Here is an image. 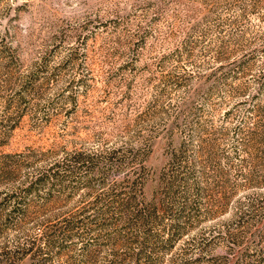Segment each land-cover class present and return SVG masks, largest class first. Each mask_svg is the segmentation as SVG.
Listing matches in <instances>:
<instances>
[{"label":"rangeland","instance_id":"obj_1","mask_svg":"<svg viewBox=\"0 0 264 264\" xmlns=\"http://www.w3.org/2000/svg\"><path fill=\"white\" fill-rule=\"evenodd\" d=\"M0 217V264H264V0H0Z\"/></svg>","mask_w":264,"mask_h":264},{"label":"trees","instance_id":"obj_2","mask_svg":"<svg viewBox=\"0 0 264 264\" xmlns=\"http://www.w3.org/2000/svg\"><path fill=\"white\" fill-rule=\"evenodd\" d=\"M245 101H247V100H245ZM66 158L67 157L65 156V158L64 157L62 158V160H55V161L51 162L47 168L42 167L41 170H39L40 176L43 177V178L44 177L45 178H49L51 175L52 176H60L59 167L61 168L62 166L64 167L66 165V160H67ZM10 200H11V198L9 199V201ZM184 208L186 209L187 207L184 206ZM7 216H9V215H7ZM6 218H8V217H6ZM151 218L154 219V216L152 215ZM185 218H186V216H185ZM188 218L190 219V212H188V214H187V219ZM181 219L182 218H181L180 215L177 216L175 218V221H173L174 223L171 225L170 229L167 232L166 240L163 241L164 242L163 245L167 249L169 247L176 246V243L178 241H180V240L183 239L182 238L183 235L188 230V228L191 227V225L189 224V222H183ZM70 236H71V234H70ZM82 241H83V239H82ZM145 241L146 240H144L142 243H145ZM83 242H84L83 245H85V244L86 245L84 246V248L82 249V251H83V253L84 252L88 253V255L85 256V257H87V259L89 261H91V262L92 261H95L94 263L95 264H98V255L92 253V251L90 250V247H89V243L88 242H86V241H83ZM108 255L111 256L110 254H108ZM107 258L108 257H104V259L106 260V262L108 264H111V262H109V259H107Z\"/></svg>","mask_w":264,"mask_h":264}]
</instances>
